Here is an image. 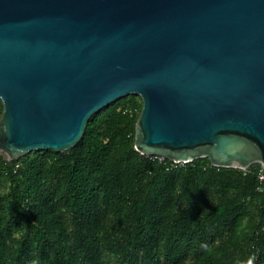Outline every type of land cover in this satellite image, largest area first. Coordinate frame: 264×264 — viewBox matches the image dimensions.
<instances>
[{
	"label": "water",
	"instance_id": "1",
	"mask_svg": "<svg viewBox=\"0 0 264 264\" xmlns=\"http://www.w3.org/2000/svg\"><path fill=\"white\" fill-rule=\"evenodd\" d=\"M141 99L134 148L264 165V0H0V154L65 151Z\"/></svg>",
	"mask_w": 264,
	"mask_h": 264
},
{
	"label": "trees",
	"instance_id": "2",
	"mask_svg": "<svg viewBox=\"0 0 264 264\" xmlns=\"http://www.w3.org/2000/svg\"><path fill=\"white\" fill-rule=\"evenodd\" d=\"M140 109L125 95L68 150L0 154V264H264L260 163L141 154Z\"/></svg>",
	"mask_w": 264,
	"mask_h": 264
},
{
	"label": "built area",
	"instance_id": "3",
	"mask_svg": "<svg viewBox=\"0 0 264 264\" xmlns=\"http://www.w3.org/2000/svg\"><path fill=\"white\" fill-rule=\"evenodd\" d=\"M256 175H257L259 183L261 184V185H259L257 187V189L259 191H262L263 188H264V165L263 164L260 163V166H259V168L257 170V174Z\"/></svg>",
	"mask_w": 264,
	"mask_h": 264
},
{
	"label": "rangeland",
	"instance_id": "4",
	"mask_svg": "<svg viewBox=\"0 0 264 264\" xmlns=\"http://www.w3.org/2000/svg\"><path fill=\"white\" fill-rule=\"evenodd\" d=\"M159 158H161V156H159ZM178 163V162H177ZM180 163H182V162H180Z\"/></svg>",
	"mask_w": 264,
	"mask_h": 264
},
{
	"label": "clouds",
	"instance_id": "5",
	"mask_svg": "<svg viewBox=\"0 0 264 264\" xmlns=\"http://www.w3.org/2000/svg\"><path fill=\"white\" fill-rule=\"evenodd\" d=\"M249 264H251V262H249Z\"/></svg>",
	"mask_w": 264,
	"mask_h": 264
}]
</instances>
